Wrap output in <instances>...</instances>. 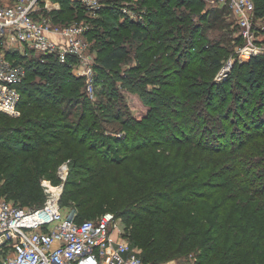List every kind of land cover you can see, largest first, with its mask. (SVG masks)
Returning a JSON list of instances; mask_svg holds the SVG:
<instances>
[{"label": "trees", "instance_id": "1", "mask_svg": "<svg viewBox=\"0 0 264 264\" xmlns=\"http://www.w3.org/2000/svg\"><path fill=\"white\" fill-rule=\"evenodd\" d=\"M53 1L60 4V10L51 13L54 24L74 18L88 25L85 37L97 54L95 85L108 88L109 82L120 80L135 92L145 81L155 80V89L161 91H144L153 102L149 116L121 120L128 138H111L110 146L98 138L101 127L82 90L85 79L74 76V58L64 64L53 56L18 58L26 71L18 85L20 115L0 112V197L14 200L18 207H41L39 181L48 174L51 179L68 162L61 210H74L77 222L112 212L123 222L127 239L140 248L144 264H264V99L239 114L253 123L248 141L255 142L249 147L241 136L224 148L195 142L198 132L192 130L184 140L174 134L179 124L206 119L204 109L215 103L216 93L219 101L227 96L225 88H215L213 79L233 52L231 32L223 21L229 13L205 9L201 0H137L147 19L127 20L117 28L125 0H103L99 16L89 22L76 1ZM252 1L254 20H264V0ZM201 24L207 25L201 30ZM124 30L128 37L121 40ZM208 30L218 38H208ZM129 43L146 49L140 50L135 67L120 77L117 66L128 55ZM242 67L243 82L234 84L237 95L245 94L241 98L264 75V55L251 57ZM170 89L175 99L165 116ZM110 90L106 103L124 107L122 96ZM114 115L115 120L123 118L119 108ZM155 128L161 131L152 132ZM167 129L172 134L164 140ZM207 130L206 140H212L213 129ZM247 163L257 169L249 180L244 178ZM255 183L259 186L253 189ZM64 201L72 210L63 207Z\"/></svg>", "mask_w": 264, "mask_h": 264}, {"label": "built area", "instance_id": "2", "mask_svg": "<svg viewBox=\"0 0 264 264\" xmlns=\"http://www.w3.org/2000/svg\"><path fill=\"white\" fill-rule=\"evenodd\" d=\"M225 9L235 18L244 41L241 59L261 51L253 46L255 29L252 0H201ZM82 10L94 14L103 0H80ZM60 10L52 0H0V112L18 117V85L25 77L24 59L53 56L59 63L74 58L78 75L85 77L88 97L93 95V72L88 64L91 44L85 37L88 25L74 22L54 24L51 13ZM130 11L121 10L131 19ZM224 71H221L222 75ZM46 200L38 208H20L0 197V264H144L141 250L126 242L120 219L104 213L96 220L77 222L75 213L63 212L62 188L41 184Z\"/></svg>", "mask_w": 264, "mask_h": 264}, {"label": "rangeland", "instance_id": "3", "mask_svg": "<svg viewBox=\"0 0 264 264\" xmlns=\"http://www.w3.org/2000/svg\"><path fill=\"white\" fill-rule=\"evenodd\" d=\"M2 1L8 3L9 0H2ZM73 1H76L80 9H82V4L80 0H71V2ZM139 4L140 3L137 2V0H125L124 2L120 3V7H119L120 19L118 20L117 23H115V26L118 28V26H121L127 20L133 21V23H135L136 21H140L144 23V21L147 19V16L145 18V15H146L145 8L143 6L141 7ZM212 5L213 4L206 2L205 9H213L214 6ZM122 9H126L130 11L129 14L132 16L131 19L129 17H124V16L122 17L121 15ZM85 14L87 15L88 18H90L88 19V22L99 16V13L94 14L91 11L90 12L87 11ZM195 21L197 23L200 22L198 19H195ZM223 21H224V24L228 25V29L231 32L229 34V37L232 38L231 43L233 44V52L227 58L222 60V65L220 69L215 73L213 81L215 82L214 85L216 89L218 87H220L222 90L223 88L226 89L225 93H227L226 94L227 96L223 99V101L222 100L219 101L220 98L216 93L214 95L216 99L215 103L211 107H207V108L205 107L204 109L206 119L197 118L192 122L193 125H191L192 123H189L188 125H185V126H182L181 124H179L178 127L180 128V131L174 132V134L177 136L178 140H184L186 137H189L190 135L188 131L192 130L191 133L198 132V136L196 137L195 142H198V140L200 139L204 142L205 141L212 142V144H214L215 147L225 146L224 148H228L229 146H231L232 143L237 142L239 140V136H241L243 137L241 140L247 142L245 146L249 147L251 146V144L255 142V140L248 141L249 140L248 131L254 130L252 128L253 123L248 117L247 118L243 117L242 119H240L239 114L242 113L243 110L247 109V106L249 107L251 105H254L255 102H258V101L260 102L264 99V75L262 76L260 75L258 77L255 86L251 87L250 93L248 92V94L245 97H242V98L240 97L242 95H245L244 93H242V95L240 93L239 95H237L234 84L235 82L236 84H238V81L243 82L244 71L246 70L244 67H242V63L244 62V60H242L240 56L241 48L244 45V41L243 39L242 41H240V43L235 41V39H237V37L240 36V30L238 26L236 25L234 17L227 16L223 19ZM64 22H65L64 25H68L76 21H74V18H68ZM253 22L254 23H252V27L255 29V32L252 38L253 46L257 48L259 51H261L259 55H264V34L262 32L264 30V20H259V21L253 20ZM206 25L201 24V30L205 28ZM121 28H123V26H121ZM106 30H109V29H105V31ZM119 35L121 36V40H124V38L128 37V33L126 30H124V32ZM207 35L208 36L210 35L208 38H211V37L213 39L218 38V37L212 36V35H216V33H214V31H211V30L210 31L208 30ZM198 44L202 46L200 43ZM128 48H129L128 55L117 66L118 75L120 77H124L125 70L135 67L137 63L136 61H137L138 54L140 50L144 51L146 49V45L144 47H141L140 45L138 46L136 43H132L131 45L129 43ZM88 52H89V54H87L88 64H90L89 67L91 71L93 72V95L89 96L88 99L90 100V103L94 106L93 108H95L94 114H97V117H98L97 123L101 127L98 132V138L105 140L107 144L111 146V140H110L111 138H115V137L121 138V139L128 138L127 132L123 130L120 125L121 120L125 118L129 119L130 121L142 120L146 116H149L148 106H153V102L148 99L149 98L148 92L156 88L157 85L155 83H158V81L153 80L154 83L145 81L144 85H141L140 88H138V90H136L135 92L128 90L129 87L124 85L123 82L120 80L109 82L108 88L107 87L102 88L100 85L97 86L95 85L96 73L94 70V67L96 66L97 54H96V51L92 49V47L90 51L88 50ZM199 56L202 57L203 55H199ZM77 71H78V65H75L74 76L82 77L85 79V77L78 75ZM221 71H224V74L220 75ZM228 77L230 79H228ZM229 81H231V83H228ZM110 86L114 88L113 92H115L116 95L120 97L122 96L123 102L125 104L124 107L121 108V106H118L117 102L115 101L106 103L107 99H105V97L109 93L112 92L110 90ZM258 86H262V87L257 89ZM82 90L86 92L87 94L86 83H85V88L83 87ZM155 90H160V89L159 87H157V89ZM144 91H146L148 94ZM174 93H175L174 90L170 89V91H167L165 94V96L168 99V103L165 105L166 111H164L163 113V115L165 116L168 115L167 111H169L170 108L173 107L174 103L172 102V100L175 99ZM238 96L240 98H238ZM99 97H100L99 100H101V102L99 101V103H97L96 100ZM110 104H112V106ZM118 108H119V111H121V113L123 112V115H122L123 118L119 120H115L116 115L114 114ZM105 110H106V113H105ZM129 114L131 116H128ZM220 114L225 115L226 119H224L223 117H220ZM245 122L251 123L248 126V128L244 126ZM147 124H150V123H147ZM189 125H191V127H189ZM210 128L213 129L212 131L213 139L206 140L207 138H209L207 135V132H208L207 129H210ZM202 129L203 131H200ZM160 131H161L160 128H155L152 132L159 133ZM163 134H164L163 135L164 140H167L168 136L172 134V131L170 129H167L165 132H163ZM134 136H135L134 133L130 134L129 139L133 138ZM114 153L115 152L112 151V154ZM1 155H3V153H1ZM245 168H247L248 174L245 175L244 178H248V180L250 178H253V174H255V171H257V169H253V167H250L249 163H247ZM68 170H70L69 164L68 162H65L58 167L56 171V175L52 176L51 179H49V174H48V175H45V177L39 181L40 193L43 195L44 201L46 200V193L43 190L41 184L46 183L50 187L61 186L62 188L61 195H62L64 182L66 181V178L68 175ZM257 186H259V184L255 183V185H253V189H256ZM7 201H9L12 204H16L14 200L8 199ZM65 204H66V201L62 203L63 207H66V209L71 208L69 205L67 206ZM16 205L19 206V203ZM20 207L29 208L27 206H20ZM73 212L75 213L74 210ZM107 212L113 214L110 211H106V213ZM104 213H102L101 215H97L98 217L97 216H90V217L85 216V217H82V220H95V219H98L100 216H102ZM121 230L122 232L124 231V225H123V222L120 220V231ZM121 237L126 242H128L130 245L134 246L124 234H121ZM188 260H190L188 261V263L194 262L193 259H188ZM185 261H186L185 264H187V260ZM163 264H183V262L170 261V262L163 263Z\"/></svg>", "mask_w": 264, "mask_h": 264}]
</instances>
